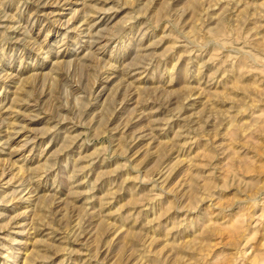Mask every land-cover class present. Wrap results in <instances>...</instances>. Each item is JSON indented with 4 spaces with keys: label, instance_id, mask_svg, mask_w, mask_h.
I'll use <instances>...</instances> for the list:
<instances>
[{
    "label": "rangeland",
    "instance_id": "374dc122",
    "mask_svg": "<svg viewBox=\"0 0 264 264\" xmlns=\"http://www.w3.org/2000/svg\"><path fill=\"white\" fill-rule=\"evenodd\" d=\"M0 264H264V0H0Z\"/></svg>",
    "mask_w": 264,
    "mask_h": 264
}]
</instances>
